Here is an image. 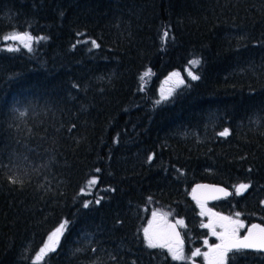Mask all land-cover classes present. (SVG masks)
<instances>
[{
	"label": "trees",
	"instance_id": "trees-1",
	"mask_svg": "<svg viewBox=\"0 0 264 264\" xmlns=\"http://www.w3.org/2000/svg\"><path fill=\"white\" fill-rule=\"evenodd\" d=\"M14 32L47 39L8 51ZM173 72L185 84L156 105ZM201 182L232 190L208 205L241 234L264 225V0H0V264H187L143 229L166 212L204 248Z\"/></svg>",
	"mask_w": 264,
	"mask_h": 264
},
{
	"label": "snow or ice",
	"instance_id": "snow-or-ice-1",
	"mask_svg": "<svg viewBox=\"0 0 264 264\" xmlns=\"http://www.w3.org/2000/svg\"><path fill=\"white\" fill-rule=\"evenodd\" d=\"M4 41H19L23 44V47L26 48L28 51L32 50V43L38 42L39 40H46L47 37H39L34 38L30 33H12L11 35L3 37ZM93 47H98L95 41H92ZM8 51H18V47L8 46ZM201 63L200 59H192L189 61L190 68H195L199 66ZM187 77L191 81H196L200 79L198 74H195L192 70H186ZM150 75V70L146 71L142 76L141 80H144L146 77ZM175 78V87H179L185 84V79L181 77L179 72H173L168 77V80L171 81ZM175 88H169L165 93L163 90L161 91V97L159 100H156L154 103L159 105L163 101H166L173 95ZM24 115V113H21ZM230 134L228 128H225L223 131H220L218 135L222 137H226ZM152 157H149L151 160ZM99 171V169H97ZM11 182L15 183L18 182L17 178H10ZM97 183L95 178L89 181V186L94 185ZM251 187L249 183H240L238 186L235 187V194L236 195H243ZM198 188H209L207 185H198L196 189H193V199H196L198 203H200V198L196 195ZM209 191L212 193V199L219 198L216 194H223L224 197L233 195L232 192L226 191L224 188H216L211 187ZM91 201L84 202L83 206L85 208L89 207ZM99 204V200L96 201ZM264 203V202H262ZM204 205L201 204V208L203 209ZM211 213L209 209L208 212L201 211V215H207ZM212 216H216V220L213 221L212 219L209 220L208 224H205L204 227H207L211 230L212 234L216 236V238L220 241V243L209 246V252L203 253L205 260L208 264H228L229 253L232 252H241L242 250H253L258 252H264V227L260 225H252L251 228L248 230L247 235L241 238L238 233L239 230L243 227L242 222L239 220L240 213H236L237 219H232L231 217L227 216H217L215 213H211ZM157 214L153 213L154 220L156 219ZM183 220H177L175 224H165L161 225H154L152 223L149 224V227L143 229V238L146 244V247L150 249H166L167 252L171 255L173 260L183 261L187 259L184 256L182 243L180 241V234L175 231L176 226L180 225L183 226ZM219 227L221 229L220 232L216 231V228ZM66 229V222L61 223L59 227L49 236L48 244H45V248L48 251H55L56 246L58 244V239L62 235L63 231ZM207 245V241H205ZM43 251V249L41 250ZM193 256L201 255L199 249H196L195 252L192 254Z\"/></svg>",
	"mask_w": 264,
	"mask_h": 264
},
{
	"label": "rangeland",
	"instance_id": "rangeland-1",
	"mask_svg": "<svg viewBox=\"0 0 264 264\" xmlns=\"http://www.w3.org/2000/svg\"><path fill=\"white\" fill-rule=\"evenodd\" d=\"M8 46L20 47V46H23V44L20 43L19 41H15V42L12 41L11 43H9ZM186 69H187V70H192V71H193V68H190V65H189ZM166 83H167V84H164V86H162V88H161V91L163 90L165 93L167 92V90H168L169 88H173V87H174L175 90L178 88V87H175V81L172 82V83H169V82H166ZM173 93H174V92H173ZM160 97H161V95H160ZM93 178H95V179L97 180L96 177H92V178H90V180L93 179ZM90 180H89V181H90ZM89 181H88L86 187L83 189V192H85V193H88V192L90 191V189L93 188L94 185H95V184H94V185L89 186ZM201 204L204 205L203 209L201 208ZM199 209H200V212H201L202 210L205 211V212H208V210L210 209V210H211V213H215V214H217V216H227V217H231L232 219H237L236 216H229V215L221 214V213L215 211L214 208H211V207H210L208 204H206V203H202V202H200V203H199ZM155 213L157 214L156 219L154 220V218L152 217V219H151V220L149 221V223L147 224L146 228L149 227V224H150V223H152V224H154V225H157V224H158V225L163 226V225H165V224H169V222H171L172 220H174V221L181 220V219H179V218H174L172 215H170L169 213H166V212H163V214H161L160 212L155 211ZM211 213H209V214H207V215H203V217L205 218L204 225H205V224H208L210 219H212L213 221L216 220L217 217H216V216H212ZM239 220H240V221L242 222V224H243V227L239 230V233H238V235L240 236V235H241V231L245 228V223L240 219V217H239ZM179 226H180V225H179ZM183 226H184V224H183ZM183 226H180L181 230H182ZM206 228H207V227H206ZM208 230H209V235H208V236L213 237L214 241H211V240H210V237L206 238L205 241H207V245L205 244V241H204V242H203L204 248H199V247H197V248H195V249H191L190 251H188V250H187L185 247H183V245H182V247H183V252H184V256L187 258V259L183 260V261H186L185 263H187V264H208V262L205 260V258H204V256H203V253H205V252H209V246H212V245H215V244L220 243V241L216 238V236H214V235L212 234V232H211V230H210L209 228H208ZM216 231H217V232H220L221 229H220L219 227H217V228H216ZM53 232H55V230H54ZM53 232H52V233H53ZM52 233H50V234L48 235V237L46 238V241L44 242V244L42 245V247H41V248L39 249V251L37 252V254H36V256H35V261L38 262V261L42 260V259H43L48 253L51 252V251H48V250L45 248V244L50 243L48 238H49V236H50ZM62 234H63V233H62ZM61 236H62V235H61ZM61 236L55 238V239H58V243H59V240H60ZM183 236H184V235H183ZM57 245H58V244H57ZM56 247H57V246H56ZM42 249H43V251H41ZM196 249H199V250H200L201 255H197V256H193V255H192L193 252L196 251ZM185 251L188 252L187 255L185 254ZM176 261H178V260H176ZM179 262H182V261H179Z\"/></svg>",
	"mask_w": 264,
	"mask_h": 264
},
{
	"label": "water",
	"instance_id": "water-1",
	"mask_svg": "<svg viewBox=\"0 0 264 264\" xmlns=\"http://www.w3.org/2000/svg\"><path fill=\"white\" fill-rule=\"evenodd\" d=\"M198 185H207V186H209V188H198L197 189L196 195L200 198V202H202V203H210V202H214V201L219 200V199L226 198V197L223 196V194H216V195L219 196V198H217V199L210 198L212 193L209 191V189L211 187L224 188L226 191L232 192V190L230 188H228V187H226L224 185L213 184V183H205V182L197 183L194 186L193 189H196ZM192 194H193V191H192ZM227 197H229V196H227ZM175 223H176V221L172 220L169 224H175ZM254 224L255 225H260L261 227H264V225H262L260 223H254ZM254 224H252V225H254ZM252 225L248 226L246 232L240 236L241 238H243L245 235H247L248 230L251 228ZM175 231L180 234V241H181V243L183 245L185 243V240H184V236H183L182 230H181L179 225L176 226ZM250 251H253V250H250Z\"/></svg>",
	"mask_w": 264,
	"mask_h": 264
},
{
	"label": "flooded vegetation",
	"instance_id": "flooded-vegetation-1",
	"mask_svg": "<svg viewBox=\"0 0 264 264\" xmlns=\"http://www.w3.org/2000/svg\"><path fill=\"white\" fill-rule=\"evenodd\" d=\"M170 223V222H169Z\"/></svg>",
	"mask_w": 264,
	"mask_h": 264
}]
</instances>
